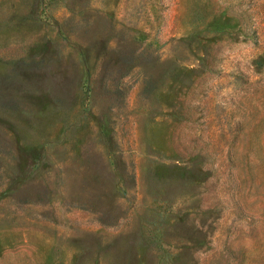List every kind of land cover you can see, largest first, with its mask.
<instances>
[{
	"label": "rangeland",
	"instance_id": "374dc122",
	"mask_svg": "<svg viewBox=\"0 0 264 264\" xmlns=\"http://www.w3.org/2000/svg\"><path fill=\"white\" fill-rule=\"evenodd\" d=\"M0 264H264V0H0Z\"/></svg>",
	"mask_w": 264,
	"mask_h": 264
}]
</instances>
